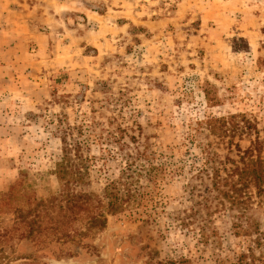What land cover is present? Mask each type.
<instances>
[{
  "label": "rangeland",
  "instance_id": "1",
  "mask_svg": "<svg viewBox=\"0 0 264 264\" xmlns=\"http://www.w3.org/2000/svg\"><path fill=\"white\" fill-rule=\"evenodd\" d=\"M22 12L43 42L14 40L0 61V264H264L236 211L199 204L209 153L238 160L202 122L243 115L264 137V0H0V25ZM63 135L81 143L80 192L99 198L145 148L146 201L83 240L25 238L15 210L59 193ZM249 191L246 218L264 231V195Z\"/></svg>",
  "mask_w": 264,
  "mask_h": 264
},
{
  "label": "trees",
  "instance_id": "2",
  "mask_svg": "<svg viewBox=\"0 0 264 264\" xmlns=\"http://www.w3.org/2000/svg\"><path fill=\"white\" fill-rule=\"evenodd\" d=\"M201 125L208 135L215 137L219 143H226L230 150L234 147L238 160L234 162L226 158V161L228 159L232 164L229 169L225 167V162L219 161L222 167L220 168L214 165L216 155L209 153L203 168L199 170L202 176L210 180V185H205L201 193L203 195L200 206L208 210L210 204L215 202L216 208L236 211L237 215L233 216H236L238 224H234V229L241 228L244 221L246 228L240 234L249 237L255 234L254 242L259 246L264 245V231H259L246 218L252 200L249 190L254 192L260 202L264 195V137L260 138L256 123L243 115L209 119ZM252 136L254 139L249 141L250 146L244 150L233 143L235 138L241 140L243 137ZM120 138L122 136L114 140L119 142ZM60 140L62 157L55 165L54 172L60 186L59 193L45 201L33 199L30 206L27 204L25 209L15 210L16 224L22 229L25 228V238L35 239L45 232H51L58 234V239L83 240L101 233L105 229L108 215H118L143 207L147 193L140 190L142 187L136 186V179L141 177V168H144L140 162L149 160L145 148L143 151L135 148L134 153L125 154V167L118 181L109 183L99 198L80 192V189L88 184L81 143L75 139L69 143L67 135H63ZM131 140L133 143L136 141L134 137H131ZM222 173L225 177H222ZM195 212L198 214L200 211L198 209ZM82 213H85L83 217ZM77 221H84L82 230L71 227ZM183 224L188 223L183 221ZM251 257L252 262L245 260L244 264H253L254 256Z\"/></svg>",
  "mask_w": 264,
  "mask_h": 264
},
{
  "label": "crops",
  "instance_id": "3",
  "mask_svg": "<svg viewBox=\"0 0 264 264\" xmlns=\"http://www.w3.org/2000/svg\"><path fill=\"white\" fill-rule=\"evenodd\" d=\"M31 9V12H33L34 7ZM32 17L33 13L22 12L21 14H18L16 23L13 25H0V61H4V59L8 56H13L14 49L18 47V45L20 46L21 43L37 41V45H41L43 42V38L41 36L42 33L39 31L38 27H35L31 23L32 21L30 18ZM14 40L18 42V45Z\"/></svg>",
  "mask_w": 264,
  "mask_h": 264
}]
</instances>
